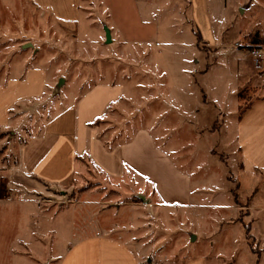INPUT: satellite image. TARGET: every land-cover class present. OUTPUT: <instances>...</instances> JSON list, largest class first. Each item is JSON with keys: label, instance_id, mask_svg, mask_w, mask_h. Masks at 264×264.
I'll return each mask as SVG.
<instances>
[{"label": "rangeland", "instance_id": "rangeland-1", "mask_svg": "<svg viewBox=\"0 0 264 264\" xmlns=\"http://www.w3.org/2000/svg\"><path fill=\"white\" fill-rule=\"evenodd\" d=\"M218 5L209 43L190 0H81L77 22L43 13L32 0H0V86L28 69L48 75L44 96L16 106L9 128L0 129V264H59L70 245L94 235L160 247L163 257L181 262L201 254L213 264L264 258L257 240L264 239V211L255 210L264 176H242L234 140L237 117L264 96L249 56L264 34V0ZM99 83H127V92H137L139 121H153L178 164L196 173L202 203L162 205L131 173L111 180L87 163L68 186L31 181L14 190L19 145ZM177 98L191 103L190 113H179Z\"/></svg>", "mask_w": 264, "mask_h": 264}, {"label": "crops", "instance_id": "crops-1", "mask_svg": "<svg viewBox=\"0 0 264 264\" xmlns=\"http://www.w3.org/2000/svg\"><path fill=\"white\" fill-rule=\"evenodd\" d=\"M32 1L43 13L56 19L77 22L80 17L81 0ZM190 3L197 30L206 42H215L218 24L213 17L222 15L218 4L224 5L226 0H190ZM199 4L200 11L197 10ZM259 41L255 46L263 50V59L260 65L250 60L257 76L264 78V34ZM47 88L48 75L42 68L28 69L21 76L8 79L0 86V129L9 128L11 112L16 106L42 98ZM128 88L127 83L96 84L73 105L52 116L41 132L19 145L17 163L12 168L14 190L20 189L21 183L25 185L31 181L37 187L48 186V189L68 186L81 163H87L111 180L123 179L131 173L138 183L151 189L162 205L192 207L199 201L202 203L204 186L194 180L196 173L178 164L176 149L169 141L159 139L153 121L151 125L139 121L143 113L139 104L133 102L137 92L133 89L129 93ZM176 102L179 113L184 110L190 113L191 103L185 104L182 98H177ZM130 104L136 107L131 108ZM120 115H129V121L117 123ZM107 126L111 128L106 132ZM234 131L242 176L247 179L263 177L264 96L237 117ZM37 187L34 185L31 189L37 190ZM262 204L263 207L257 206L255 210L264 211ZM260 238L257 240L264 241ZM164 253L160 247L151 250L148 245L125 242L109 235H94L70 245L59 264H213L212 257L204 254L181 262L163 257Z\"/></svg>", "mask_w": 264, "mask_h": 264}, {"label": "built area", "instance_id": "built-area-1", "mask_svg": "<svg viewBox=\"0 0 264 264\" xmlns=\"http://www.w3.org/2000/svg\"><path fill=\"white\" fill-rule=\"evenodd\" d=\"M249 56L255 65H260L263 59V50L261 48H254L249 51Z\"/></svg>", "mask_w": 264, "mask_h": 264}, {"label": "trees", "instance_id": "trees-1", "mask_svg": "<svg viewBox=\"0 0 264 264\" xmlns=\"http://www.w3.org/2000/svg\"><path fill=\"white\" fill-rule=\"evenodd\" d=\"M243 112H245V110H244ZM243 112H241V114H242Z\"/></svg>", "mask_w": 264, "mask_h": 264}]
</instances>
